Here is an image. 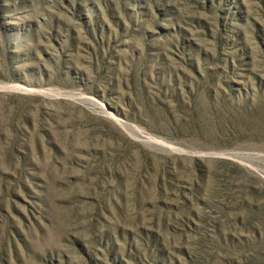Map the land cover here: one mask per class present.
<instances>
[{"label":"rangeland","instance_id":"rangeland-1","mask_svg":"<svg viewBox=\"0 0 264 264\" xmlns=\"http://www.w3.org/2000/svg\"><path fill=\"white\" fill-rule=\"evenodd\" d=\"M0 264H264V0H0Z\"/></svg>","mask_w":264,"mask_h":264}]
</instances>
